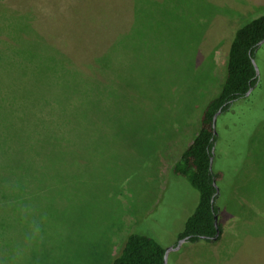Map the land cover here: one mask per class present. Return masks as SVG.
Wrapping results in <instances>:
<instances>
[{
    "label": "rangeland",
    "instance_id": "rangeland-1",
    "mask_svg": "<svg viewBox=\"0 0 264 264\" xmlns=\"http://www.w3.org/2000/svg\"><path fill=\"white\" fill-rule=\"evenodd\" d=\"M1 1L11 15L31 17L27 28L11 25L30 40L16 47L29 63L26 96L75 88L96 133L45 136L35 146L40 167L32 147L31 171L0 179V256L9 264H111L133 232L175 245L199 193L172 166L222 88L236 29L264 13V0ZM63 56L85 70L98 66L93 79L115 75L123 92L71 74ZM255 60L259 86L217 122L220 236L184 243L168 264H264V45ZM39 64L59 66L63 77L51 81Z\"/></svg>",
    "mask_w": 264,
    "mask_h": 264
},
{
    "label": "trees",
    "instance_id": "trees-1",
    "mask_svg": "<svg viewBox=\"0 0 264 264\" xmlns=\"http://www.w3.org/2000/svg\"><path fill=\"white\" fill-rule=\"evenodd\" d=\"M11 14L10 9L0 0V179L28 174L27 171L33 168L28 165V155L31 152L29 149L32 147V151L37 154V167H40L44 153L35 146L41 145L45 136L55 135L57 131L67 132L72 128L90 131L87 132L89 136H92L91 132L96 133L90 122L94 121V116L88 109L79 107L80 97L76 99L75 88L72 91L67 89L64 95L57 97L50 94H47L46 98L42 95L26 96V89L32 87L26 66L28 61L24 59L27 55L16 47L28 46L30 40L26 35L14 34L11 25L13 23V28L18 29L27 28L31 17L27 14L18 18ZM263 38L264 13L247 20L236 29L228 50L226 76L222 88L206 103L198 131L172 166L171 173L185 178L199 193L198 203L188 216L178 239L188 237L187 242L191 243L215 240V215L219 214L221 207L219 182L222 172L214 169L218 152L216 144L220 139L218 130L215 132L214 115L222 109L219 119L225 112L234 108L237 102L248 100L259 86L260 73H257L253 59H256L258 49L264 45L263 43L259 46ZM28 56L35 58L36 52L29 50ZM16 57H21L24 61ZM63 58L71 64L66 68L71 74L75 72L100 82L101 79L91 77L97 70L94 67L98 66L89 63L85 70L83 66L74 64L67 57ZM39 65L51 81L56 76L63 77L59 66ZM30 66L33 69V66ZM103 80H106L105 84L117 87L123 92V84L117 82L115 75H109ZM250 89L251 93L247 95ZM60 118L61 122L57 123ZM50 141L48 139V142ZM219 228L221 230L220 225ZM5 249V244H0V254ZM164 254L165 248L156 238L149 234L133 232L127 235L120 254L111 264H163ZM0 264H9L4 254L0 256Z\"/></svg>",
    "mask_w": 264,
    "mask_h": 264
},
{
    "label": "water",
    "instance_id": "water-1",
    "mask_svg": "<svg viewBox=\"0 0 264 264\" xmlns=\"http://www.w3.org/2000/svg\"><path fill=\"white\" fill-rule=\"evenodd\" d=\"M264 43V38L259 42V46L262 45ZM253 62L255 64V67H256V70H257V73L259 74V67L257 65V62L255 59H253ZM251 90L250 89L248 92H247V95H249L251 93ZM222 109H219L216 114L214 115V127H215V132H217V129H216V123H217V119H218V116L219 114L221 113ZM213 162V158L211 159V163ZM216 184V182H215ZM217 189L219 190L218 186H217ZM215 225H216V228H217V233L216 235L213 237V239H217V237H219L220 233H221V230L219 228V223H218V214L215 215ZM188 240V237H182L180 239H178L177 243L175 245H172L168 248L165 249V254H164V263L163 264H168V258H169V253L171 251H176V250H179L182 245L184 243H186Z\"/></svg>",
    "mask_w": 264,
    "mask_h": 264
}]
</instances>
